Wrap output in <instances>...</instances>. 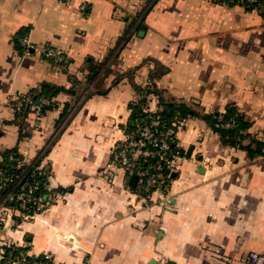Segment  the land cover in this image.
Here are the masks:
<instances>
[{
	"label": "crops",
	"instance_id": "crops-1",
	"mask_svg": "<svg viewBox=\"0 0 264 264\" xmlns=\"http://www.w3.org/2000/svg\"><path fill=\"white\" fill-rule=\"evenodd\" d=\"M21 32L64 61L18 50ZM41 83L61 89L20 101ZM161 97L200 113L233 104L250 123L245 132L264 141L258 9L227 0H0V161L14 150L52 187L41 190L39 211L26 218L13 206L0 222L8 260L15 248L47 254L49 264H251L249 253L264 252V155L251 158L188 117L167 128L182 154L157 191L137 190L113 162L134 104L156 111ZM42 99L51 107L35 126Z\"/></svg>",
	"mask_w": 264,
	"mask_h": 264
},
{
	"label": "built area",
	"instance_id": "built-area-1",
	"mask_svg": "<svg viewBox=\"0 0 264 264\" xmlns=\"http://www.w3.org/2000/svg\"><path fill=\"white\" fill-rule=\"evenodd\" d=\"M254 1V0H248ZM83 7V6H82ZM20 42L26 47L27 52L40 51L44 56L57 61L64 60V54L53 46H37L29 41L25 36L20 37ZM21 98L20 101L22 102ZM26 101L23 100V102ZM27 102H31L27 100ZM47 100L42 99L41 104H46ZM39 106V105H38ZM36 119L34 125L38 126V119L41 116L40 106L34 108ZM234 124L233 119H229L224 126ZM112 159L129 175L136 174V187L145 193H153L158 190L159 185L170 176L174 170L177 160L181 157L179 151L170 149V140L163 135L159 129L157 118H147L136 125L131 131H125L123 139L113 146ZM10 158L14 161L16 168L26 165L30 168V162L19 156ZM37 170L36 167L32 171ZM30 174L31 181L24 180V174L7 173L0 169V222H4L7 214L13 207L12 201L18 202L19 215L30 217L34 212L39 211L45 204L43 194L37 192L38 182ZM43 189L51 190L47 179L39 181ZM5 195L1 191L7 189ZM15 191V192H14ZM15 207V206H14ZM30 257V258H28ZM45 254L43 258L31 257L25 251L20 250L14 258L8 260L6 248L0 244V264H49ZM251 264H264V252H251L248 254Z\"/></svg>",
	"mask_w": 264,
	"mask_h": 264
},
{
	"label": "trees",
	"instance_id": "trees-1",
	"mask_svg": "<svg viewBox=\"0 0 264 264\" xmlns=\"http://www.w3.org/2000/svg\"><path fill=\"white\" fill-rule=\"evenodd\" d=\"M230 4H243L247 9L256 8L264 17V0H227ZM24 33L21 32L19 37L15 40V44L18 50H26V47L21 44L20 37ZM64 61V60H63ZM61 88L49 83H41L39 86L30 89L24 95H21L22 100L25 98L31 99L33 102L38 101L42 97L52 98ZM154 91L158 94L161 92L154 88ZM20 97V98H21ZM144 99H140L136 104H134L131 120L127 124L126 131H131L136 128V125L141 123L142 120L147 118H157L159 121V129L163 135L167 136L170 140V149L172 151H179L182 154V151L179 147L175 146L170 135L167 133V128L172 124V121L176 118L186 119L188 117H198L203 119L216 133H218L221 141L224 144L232 145L245 149L249 157H255L257 155H264V141L257 138L251 137L250 134L246 133L245 130L249 127V121L244 117L241 111L233 104L226 106L223 112H211V113H200L194 108L190 107L184 102L175 101V100H166L161 97L160 99V108L156 111H142V104ZM24 106L16 111V118L24 116L28 110V104L24 103ZM41 112L49 109L51 107L49 104H41ZM229 119L234 120V124L230 126H224ZM247 139L248 142L244 143V140ZM17 157L18 154L14 150H7L2 153V160L0 161V169L5 170L7 173H20L24 174V180L31 181L30 174L33 172V178L37 180L39 188L37 192H41L42 187L40 186L39 181H42L44 175L41 174L40 170L32 171V167L23 165L19 168H16L14 161L10 158ZM20 157V156H19ZM34 167V166H33ZM8 188L1 191V195H5ZM15 192V191H14ZM11 205L17 207L18 202L12 201ZM23 250L20 248H15V255L18 251ZM24 251V250H23ZM8 254V249H6V255ZM30 258V257H28Z\"/></svg>",
	"mask_w": 264,
	"mask_h": 264
},
{
	"label": "water",
	"instance_id": "water-1",
	"mask_svg": "<svg viewBox=\"0 0 264 264\" xmlns=\"http://www.w3.org/2000/svg\"><path fill=\"white\" fill-rule=\"evenodd\" d=\"M136 179H137V176H136V174H133V175H131V177H130V184L131 185H135V182H136Z\"/></svg>",
	"mask_w": 264,
	"mask_h": 264
}]
</instances>
